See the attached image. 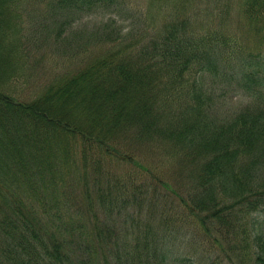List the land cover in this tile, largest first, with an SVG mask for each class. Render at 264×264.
<instances>
[{
  "label": "trees",
  "instance_id": "trees-1",
  "mask_svg": "<svg viewBox=\"0 0 264 264\" xmlns=\"http://www.w3.org/2000/svg\"><path fill=\"white\" fill-rule=\"evenodd\" d=\"M203 1L210 19L177 9L152 24L127 0H0V23L13 27L23 56L25 5H44L29 37L55 44L67 30L83 36L73 24L95 13L140 23L136 35L121 33L108 17L107 33L87 35L85 56L29 95L15 76L12 90L0 86V264H264V0ZM11 5L13 20L3 17ZM244 15L258 33L248 42ZM212 26L230 32L216 36ZM227 92L246 101L219 115ZM29 126L56 132L44 145L50 155L29 152ZM164 159L174 160V176L163 174ZM111 162L130 168L120 176ZM133 197L135 233L125 225ZM159 199L186 218L207 253L166 246L182 227L152 230L150 212L139 214ZM161 218L166 226V208ZM74 238L82 243L71 248Z\"/></svg>",
  "mask_w": 264,
  "mask_h": 264
},
{
  "label": "rangeland",
  "instance_id": "rangeland-1",
  "mask_svg": "<svg viewBox=\"0 0 264 264\" xmlns=\"http://www.w3.org/2000/svg\"><path fill=\"white\" fill-rule=\"evenodd\" d=\"M127 6L138 9L139 11H143L146 8V18L149 23H156L160 19L163 20L167 15V13H172L173 11L180 9L183 14H189L191 16L203 17L206 19L212 18L210 14H207L203 11V8H211V5L205 3L203 0H127ZM25 10H21V18L24 20V26L22 28L23 37L21 40L23 41V54L19 50V36L14 33L13 27L6 26L5 22L0 23V86L3 85L5 88L12 90L13 84L11 81V77H18L14 84L16 85L18 91L22 92L25 95H29L38 85L43 84L45 80H49L53 77L54 74L59 71L67 70L68 67H73L76 61L85 56L89 49L92 48V39H90L87 35L92 33L95 30H99L104 33H107L108 27L105 28V24H107L108 17H111L115 20V24L111 25V29L121 28V33L131 32L135 35L137 34V27L140 25L139 21L134 18H130L126 14L111 12L109 14H101L95 13L94 15L85 16L80 19V21L73 24V31L77 28H82L83 36L80 38H73L70 35L69 30L65 31L62 36L63 39L61 42L53 43L51 40H42L40 37L36 36L34 33L33 37H29V33L32 29H35L39 24V15L41 11L44 9V5L39 3L34 6L25 5ZM215 8H212L214 11ZM18 9L11 5L6 7L3 11V17L9 16V19H14L13 16L18 14ZM32 23V26H31ZM159 24V22L157 23ZM234 25L233 20L228 21V27L232 28ZM236 25H238L236 23ZM227 27H219L212 26L211 31L216 32V36H224L226 37ZM234 31V30H231ZM240 33H243V40L248 42V40H252V38H256L258 33L252 28L250 21L245 17L244 20L241 19V27L239 28ZM87 33V34H86ZM245 98L240 94H233L232 92H227L220 101L217 100L216 104L218 105L219 115H223L226 113H231L245 103ZM7 126L13 127L17 129L19 132V127L14 123H9ZM27 130L33 132L34 139L36 140L33 148L29 149V152L32 153L36 150H42L43 153L50 155V150H52L48 146H44L47 143V136L52 132V135L56 133L53 129L46 134L40 133V126L37 127H27ZM44 146V147H42ZM18 151H26L25 146L20 145ZM36 164L42 166L43 168H47L44 166L40 159H36ZM162 163H166L164 165L161 164V169L164 175H171L173 172V176L175 175L174 169V160L172 159H164ZM111 167H117L115 169V173L122 176L126 169L130 168L127 165H117L111 162L109 164ZM174 178H171L170 181L176 183ZM135 188L134 183L130 184ZM77 198V197H76ZM75 204L82 205L78 199L75 201ZM153 206L149 209L147 206H144L143 209L139 212L140 215L149 213L151 217L150 228L152 230H160L164 229L166 234H171L172 229L177 226L182 227L183 235H179L175 239L169 238L164 240L166 246L174 245V248L182 252L184 255L188 254L190 257L195 258L197 256H201L203 252L207 253L208 248L204 245L203 240L199 237V234L194 231L193 227L187 226L186 218L175 219L173 215V211H171L170 203H166L164 200H156L152 203ZM128 207V214L131 215L133 220H129L126 222L127 227H133V231L135 233V197L128 198L126 203ZM167 209V215L170 218V221L166 223V226H163V220L161 218L162 210ZM74 209V207H73ZM92 209H96V205H93ZM90 211V216L87 220V223L90 224L92 221V215ZM263 220L264 217L261 216L258 218L259 220ZM86 220V214H85ZM102 220V215L99 214L98 221L99 225ZM264 222V221H263ZM106 237V234L104 235ZM113 241V239H111ZM206 242V241H204ZM80 240H75V238L71 241L70 247H76L77 244H81ZM225 247L226 244H223ZM216 255H223L222 253H218L215 251ZM214 255V254H213Z\"/></svg>",
  "mask_w": 264,
  "mask_h": 264
}]
</instances>
